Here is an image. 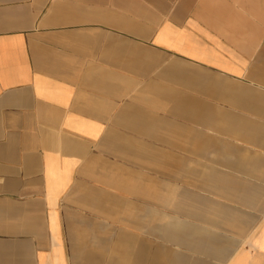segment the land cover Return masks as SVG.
Segmentation results:
<instances>
[{"label": "crops", "instance_id": "0c3cea01", "mask_svg": "<svg viewBox=\"0 0 264 264\" xmlns=\"http://www.w3.org/2000/svg\"><path fill=\"white\" fill-rule=\"evenodd\" d=\"M264 264V0H0V264Z\"/></svg>", "mask_w": 264, "mask_h": 264}, {"label": "built area", "instance_id": "2783aa9c", "mask_svg": "<svg viewBox=\"0 0 264 264\" xmlns=\"http://www.w3.org/2000/svg\"><path fill=\"white\" fill-rule=\"evenodd\" d=\"M48 264H51V263H48Z\"/></svg>", "mask_w": 264, "mask_h": 264}]
</instances>
